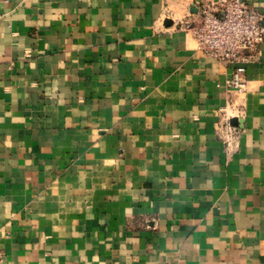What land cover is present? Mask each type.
I'll return each instance as SVG.
<instances>
[{
    "label": "crops",
    "instance_id": "obj_1",
    "mask_svg": "<svg viewBox=\"0 0 264 264\" xmlns=\"http://www.w3.org/2000/svg\"><path fill=\"white\" fill-rule=\"evenodd\" d=\"M198 1L0 0L4 264H264V44L229 87Z\"/></svg>",
    "mask_w": 264,
    "mask_h": 264
},
{
    "label": "built area",
    "instance_id": "obj_2",
    "mask_svg": "<svg viewBox=\"0 0 264 264\" xmlns=\"http://www.w3.org/2000/svg\"><path fill=\"white\" fill-rule=\"evenodd\" d=\"M199 20L191 25L199 48L224 64L235 63L229 87L244 89L247 64L260 58L264 44V12L246 0L198 1ZM5 255L0 252V264Z\"/></svg>",
    "mask_w": 264,
    "mask_h": 264
},
{
    "label": "water",
    "instance_id": "obj_3",
    "mask_svg": "<svg viewBox=\"0 0 264 264\" xmlns=\"http://www.w3.org/2000/svg\"><path fill=\"white\" fill-rule=\"evenodd\" d=\"M233 124H237V119L232 120Z\"/></svg>",
    "mask_w": 264,
    "mask_h": 264
}]
</instances>
